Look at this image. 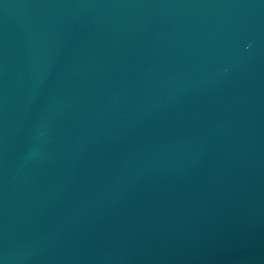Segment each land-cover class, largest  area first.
I'll list each match as a JSON object with an SVG mask.
<instances>
[{
  "label": "water",
  "instance_id": "water-1",
  "mask_svg": "<svg viewBox=\"0 0 264 264\" xmlns=\"http://www.w3.org/2000/svg\"><path fill=\"white\" fill-rule=\"evenodd\" d=\"M0 264H264V0H0Z\"/></svg>",
  "mask_w": 264,
  "mask_h": 264
}]
</instances>
